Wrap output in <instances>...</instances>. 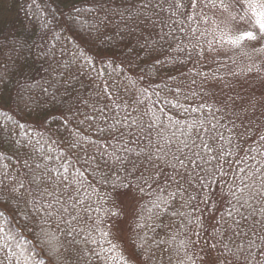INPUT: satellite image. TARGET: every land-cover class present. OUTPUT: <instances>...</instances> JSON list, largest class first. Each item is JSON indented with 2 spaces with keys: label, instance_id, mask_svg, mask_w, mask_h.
Instances as JSON below:
<instances>
[{
  "label": "trees",
  "instance_id": "trees-1",
  "mask_svg": "<svg viewBox=\"0 0 264 264\" xmlns=\"http://www.w3.org/2000/svg\"><path fill=\"white\" fill-rule=\"evenodd\" d=\"M170 2L164 0L163 10L157 9L167 26L153 28L139 11L144 7L142 0H0V93L5 98L0 127L12 129L13 139L20 142L17 147L24 145L35 157L33 168L61 163L59 159L44 161L41 154L64 156L68 160L64 167L71 175L79 177L83 172L84 180L96 184L103 196L110 188L100 187L90 169L85 171L79 164L75 165L79 172L73 169L67 143L73 133L84 144L88 140L104 143L94 124L78 123L91 111L90 98L98 90L92 81L99 79L97 70L104 69L103 79L111 77L124 85L117 102L130 105L126 111L136 119L142 116L145 125L168 126L178 121L177 127L185 129L196 120L204 121L206 127L209 122L224 125L220 128L224 139L217 143L226 154L231 153L229 163L223 165L227 175L217 173L211 187L204 189L217 193L218 216L228 211L229 188L239 195L246 184L264 180V30L260 27L264 0H252L251 6L248 0H228L227 11L219 0H197L195 7L190 0H176L178 8H169ZM248 33L255 39L247 38ZM78 45L119 55L115 63L105 64L98 58L95 68L74 67L78 80L69 86L67 75L60 73ZM77 91L82 95L74 107L78 116L65 128L61 104L69 101V92L75 97ZM37 106L41 114L50 115L53 128L61 129V143L42 138L43 128L33 123L16 129L17 122L32 119L26 113ZM94 148L89 145L88 152ZM25 151L20 157L27 158ZM24 171L15 156L0 157V176H7L9 187L27 179ZM198 188V184L189 188L196 199L186 202L177 196L166 210L163 204L160 210L153 207L161 195L154 191L155 185L137 192L134 201L101 200L93 195L87 201L94 209L89 213L92 219L73 221L72 236L65 222L70 217H60L55 211L36 213L30 198H10L5 193L0 199L6 205L0 208V264H142L146 256L152 257L146 264H205L204 241L212 221L200 203ZM162 195L168 198L167 192ZM84 197L82 190V201ZM110 210L121 215L110 216ZM197 217L204 218L199 237L193 234ZM189 220L193 223L188 224ZM114 221L123 223L122 235L110 229ZM73 237L76 243L70 245ZM189 238L200 243L190 244ZM133 251L136 257L131 256ZM228 264L236 261L230 257Z\"/></svg>",
  "mask_w": 264,
  "mask_h": 264
},
{
  "label": "snow or ice",
  "instance_id": "snow-or-ice-1",
  "mask_svg": "<svg viewBox=\"0 0 264 264\" xmlns=\"http://www.w3.org/2000/svg\"><path fill=\"white\" fill-rule=\"evenodd\" d=\"M248 2L251 6L252 0ZM142 3L144 7L139 11L143 14L144 20L150 22L151 27L167 26L157 11V9L163 10L164 0H155V2L154 0H142ZM219 3L225 11L231 7L228 0H219ZM190 4L195 7L197 0H190ZM174 5L179 7L176 0H171L169 8ZM137 19L140 23L144 22L138 17ZM260 27L264 30V22L260 24ZM247 38L255 39L251 33L247 34ZM118 55L117 52L107 49H97L93 52L90 47L78 45L76 54L63 65L60 75H67L66 83L71 86L73 80H78V77L73 74L74 67L79 70L87 64L89 68H95L98 58L105 64L115 63ZM103 75L104 69H98L99 79L92 81L98 90L90 98L92 103L88 106L91 111L83 114L84 120L78 123L83 124L87 120L94 124L100 140L104 143L101 144L99 140H88L87 144H84L73 133L72 139L67 143V148L74 157L73 169L80 171L75 168L76 164H79L80 168L85 171L90 169L93 180L100 187H109L110 192L101 196L96 184L84 180L83 172H80L79 177L72 176L64 167V164L68 162L64 156L52 157L41 154L44 161L59 159L61 163L52 167L44 163L33 168L32 163L35 162V157L25 151L24 145L17 147L20 142L13 139L12 129L5 131L3 127H0V157L6 158L8 154L15 156L21 162L27 178L18 180L9 187L5 184L7 176H0V199L4 198L5 193L10 198L28 197L36 213L43 211L50 215L55 211L60 217H70L71 219L65 222L69 228L68 235L72 236V232L75 231L72 228L73 221L80 223L85 217L88 220L92 219L89 213L94 209L87 201H90L93 195L100 196L101 200L111 197L115 202L134 201L137 192L144 193L145 186L152 188L155 185L154 191L161 195L156 196L153 207L160 210L163 204L166 210L177 196L185 198L186 202L196 199L190 194L189 188L198 184L197 194L200 203L209 213L207 219L212 221L211 233L204 241L208 249L205 264H228L230 257L236 261V264H240L241 260L243 264H264V180H260L259 183L246 184L239 195L229 188L228 211L218 216L215 214L220 211V201L215 199L217 193L211 190L204 192V189L211 187L217 173L221 176L227 175L223 165L229 163L227 156L231 153L226 154L223 145L217 143V140L224 139L223 132L220 131L224 125L218 121L216 125H211L209 122V126L206 127L202 120L194 121L185 129L177 127L178 121L168 126L163 123L156 125L155 122L145 125L142 116L136 119L130 111H126L130 105L117 102L119 90L124 87L123 83L111 77L103 79ZM68 96L69 101L61 104L64 108L61 123L65 128L71 120L78 116V113L74 111L75 102L82 100L80 91L76 92L75 97H72L71 92ZM105 100L111 103H106ZM83 103L88 104V101H83ZM4 104V95L0 93V108H3ZM227 104L228 101H225L226 106ZM17 106L19 107V104ZM24 107L27 108L28 105L25 104ZM8 110L12 111V109ZM68 113H71V116L67 115ZM26 115L32 119L25 120L23 124L17 122V130L28 123H33L37 128H43L40 133L42 138L46 136L53 143H61V129L52 127L49 114H41L37 106L36 109L28 111ZM235 127L233 124L232 129ZM170 128H176V131H170ZM236 134L233 132V135ZM261 139L264 140V137ZM89 145L95 146L92 153L88 152ZM108 149L112 150L108 151ZM21 151H25L27 158L20 157ZM72 157L68 159L72 160ZM89 188L91 193L88 192ZM82 190L85 192L83 201L80 198ZM165 192L168 198L162 195ZM185 193H188L186 197ZM28 202L29 200L25 199V203ZM5 207V204H0V208ZM109 215L119 216L121 213L110 210ZM203 222L202 217H197L195 220L198 227L193 234L197 237L200 236ZM192 223L193 221H188V224ZM109 227L115 229L117 235L123 234L122 222L114 221ZM181 227L185 226L181 225ZM110 234L106 233V235ZM74 243L76 241L73 237L69 244ZM188 243L197 244L200 240L189 238ZM217 248L221 250L218 254H214L213 250ZM225 253H229L230 257ZM131 256H137L135 251L131 253ZM150 259H152L151 256H146L142 264H146V261Z\"/></svg>",
  "mask_w": 264,
  "mask_h": 264
}]
</instances>
